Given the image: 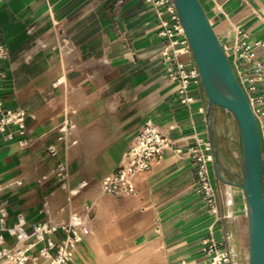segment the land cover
I'll return each instance as SVG.
<instances>
[{
    "label": "crops",
    "instance_id": "obj_1",
    "mask_svg": "<svg viewBox=\"0 0 264 264\" xmlns=\"http://www.w3.org/2000/svg\"><path fill=\"white\" fill-rule=\"evenodd\" d=\"M198 2L220 44L232 45L246 32L264 64V49L254 47L264 43V0ZM158 30L155 11L143 0L0 1V45L7 50L1 107L24 115L22 130L11 125L0 133V202L6 201L0 237L11 257L0 264L17 258L61 264L63 251L70 255L64 264H89L93 249L109 242L154 250L166 264H200L207 239L224 242L236 264H247L242 192L217 180L210 161L216 211L209 213L186 155L208 146L204 90L198 81L178 93ZM182 61L191 65L193 58ZM222 116L216 111V143L223 176L233 181L229 170L238 169L240 154ZM145 122L180 153L168 152L137 174L134 194L101 195V181ZM39 225L53 231L37 235ZM15 229L28 239L17 241Z\"/></svg>",
    "mask_w": 264,
    "mask_h": 264
},
{
    "label": "built area",
    "instance_id": "obj_2",
    "mask_svg": "<svg viewBox=\"0 0 264 264\" xmlns=\"http://www.w3.org/2000/svg\"><path fill=\"white\" fill-rule=\"evenodd\" d=\"M1 1V0H0ZM151 6L157 18L159 27L158 37L163 40L164 47L161 56L168 63L166 69L167 77L170 81L178 82L180 85L179 94L183 95L190 83L199 81L197 69L194 62L191 65L182 61L183 57H192L183 26L178 17L173 0H143ZM246 32L238 33L233 39L232 45L220 44L223 49L231 71L243 91L246 100L253 113L260 139V150L263 164L262 186L264 184V64L256 60L254 49L247 42ZM254 47L264 49V43L257 42ZM7 57V50L0 45V65ZM4 75L0 71V81ZM200 82V81H199ZM186 102V99L182 100ZM23 113L16 109L5 111L1 107L0 101V133L6 131L8 126H17L23 129ZM6 138H10L8 135ZM168 152L179 154L175 149L173 141L169 139L156 125L145 122L130 141L128 147L123 152L115 171L105 177L100 183V193L104 196L123 197L132 195L135 192L133 179L143 172L149 171L156 163L165 159ZM186 155L192 160L196 169V178L199 192L201 193L209 213L216 211V194L211 184L207 165L211 161L209 145L200 148H189ZM264 192V187H263ZM6 201L0 202V232L5 231ZM244 213L247 216L245 207ZM50 233L53 228L46 225H39L34 230L38 235L42 232ZM17 241H25L28 235L20 229L12 231ZM81 235L87 234L83 227ZM38 238V236L36 237ZM73 242H78L73 236ZM70 243V242H68ZM4 242L0 237V261L10 260V251L4 249ZM64 243L58 247V252L64 250ZM53 247L48 246L46 252ZM202 261L200 264H236L231 250L224 242L207 239L202 247ZM42 253V252H41ZM70 260V255L64 251L60 255L59 263ZM22 258H17L14 263L23 264Z\"/></svg>",
    "mask_w": 264,
    "mask_h": 264
},
{
    "label": "water",
    "instance_id": "obj_3",
    "mask_svg": "<svg viewBox=\"0 0 264 264\" xmlns=\"http://www.w3.org/2000/svg\"><path fill=\"white\" fill-rule=\"evenodd\" d=\"M173 1L206 96L205 122L215 178L242 192L247 210V264H264L263 164L253 113L198 0ZM216 109L230 115L237 126L240 162L238 169L229 170L233 181L226 180L222 172L223 163L216 143L219 134ZM228 137L235 142L230 135Z\"/></svg>",
    "mask_w": 264,
    "mask_h": 264
},
{
    "label": "rangeland",
    "instance_id": "obj_4",
    "mask_svg": "<svg viewBox=\"0 0 264 264\" xmlns=\"http://www.w3.org/2000/svg\"><path fill=\"white\" fill-rule=\"evenodd\" d=\"M216 111L223 115V129L237 137V126L233 118L220 109ZM156 253L144 247H133L130 243L109 242L93 249L89 264H158L160 257Z\"/></svg>",
    "mask_w": 264,
    "mask_h": 264
},
{
    "label": "bare ground",
    "instance_id": "obj_5",
    "mask_svg": "<svg viewBox=\"0 0 264 264\" xmlns=\"http://www.w3.org/2000/svg\"><path fill=\"white\" fill-rule=\"evenodd\" d=\"M74 127V126H73ZM77 193V192H76ZM74 221V220H73ZM158 264H166V260L163 256H159Z\"/></svg>",
    "mask_w": 264,
    "mask_h": 264
}]
</instances>
